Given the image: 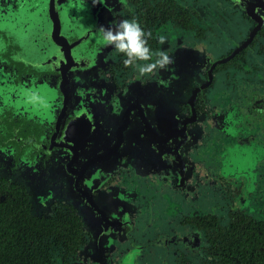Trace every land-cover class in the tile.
Wrapping results in <instances>:
<instances>
[{
  "label": "flooded vegetation",
  "instance_id": "obj_1",
  "mask_svg": "<svg viewBox=\"0 0 264 264\" xmlns=\"http://www.w3.org/2000/svg\"><path fill=\"white\" fill-rule=\"evenodd\" d=\"M133 17L167 70L100 44ZM238 219L264 222V0H0V231L54 264H224Z\"/></svg>",
  "mask_w": 264,
  "mask_h": 264
},
{
  "label": "trees",
  "instance_id": "obj_2",
  "mask_svg": "<svg viewBox=\"0 0 264 264\" xmlns=\"http://www.w3.org/2000/svg\"><path fill=\"white\" fill-rule=\"evenodd\" d=\"M232 228L231 231L229 229L222 232L223 263L264 264V222L238 219ZM15 232L16 229H13V233ZM20 237V231L15 236L0 231V264H54L57 250L49 244H44L43 238L29 233L25 238L33 239L35 244L30 243L22 251Z\"/></svg>",
  "mask_w": 264,
  "mask_h": 264
},
{
  "label": "clouds",
  "instance_id": "obj_3",
  "mask_svg": "<svg viewBox=\"0 0 264 264\" xmlns=\"http://www.w3.org/2000/svg\"><path fill=\"white\" fill-rule=\"evenodd\" d=\"M97 33L100 44L121 54L123 66L130 67L134 74L142 79L158 71L167 70L173 63L167 49L153 51L150 48L148 43L150 33L145 31L135 17L121 18L113 21L108 27L101 26ZM157 39L163 45L166 37L160 35Z\"/></svg>",
  "mask_w": 264,
  "mask_h": 264
}]
</instances>
